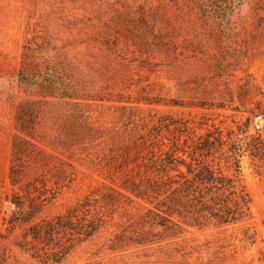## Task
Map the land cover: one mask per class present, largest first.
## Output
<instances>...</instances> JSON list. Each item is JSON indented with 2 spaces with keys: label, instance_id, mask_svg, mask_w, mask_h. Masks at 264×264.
I'll use <instances>...</instances> for the list:
<instances>
[{
  "label": "rangeland",
  "instance_id": "obj_1",
  "mask_svg": "<svg viewBox=\"0 0 264 264\" xmlns=\"http://www.w3.org/2000/svg\"><path fill=\"white\" fill-rule=\"evenodd\" d=\"M208 141L240 149L248 215L112 246L150 230L125 186L161 148L235 173ZM86 197L103 224L56 263L69 234L48 221ZM0 264H264V0H0Z\"/></svg>",
  "mask_w": 264,
  "mask_h": 264
},
{
  "label": "trees",
  "instance_id": "obj_2",
  "mask_svg": "<svg viewBox=\"0 0 264 264\" xmlns=\"http://www.w3.org/2000/svg\"><path fill=\"white\" fill-rule=\"evenodd\" d=\"M191 1L203 5L208 0ZM229 6L231 7V4ZM22 76H26L24 71ZM32 113L31 104L26 103L21 105L17 114L18 130L25 135H30L34 128L28 125ZM30 144L29 139L17 135L14 145L15 160H21L24 155L33 156L34 149ZM213 144V141H208L203 145H197L196 149L204 150L202 154L206 156L217 153L227 162H231L229 168H233L235 173L229 174L222 167H214V163L207 159L202 160L192 155V159L196 161L194 166L187 162L185 157L178 155L177 144L174 145L175 148H161L158 155L154 153L152 160L138 164L140 168L146 167L144 178L133 181L125 188L136 197L153 204L137 221V224L149 225L150 230L144 229L141 232L135 230V234L127 235V229H124L123 233L115 235L112 246H121L125 241L135 245H150L155 242L154 238L149 236L157 235L153 233L156 227H163L166 232L179 225L173 219L174 215L179 216L187 224L200 226L213 219L222 224L232 223L248 215L250 197L238 174L241 171L240 149L216 148ZM37 153L39 155L41 151ZM181 165L187 166L186 172L180 169ZM138 173L140 174V170ZM94 204L86 197L48 221L55 234L61 230L69 234V243L66 247L58 245L57 242L51 257L53 261L62 262L75 243L93 235L101 227L104 219L102 216L105 214H100L102 212L100 210L93 211L91 206Z\"/></svg>",
  "mask_w": 264,
  "mask_h": 264
}]
</instances>
